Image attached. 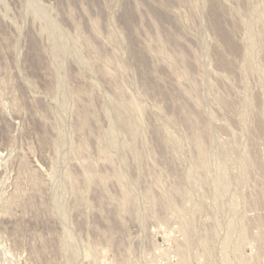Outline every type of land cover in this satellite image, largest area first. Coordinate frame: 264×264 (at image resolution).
<instances>
[{"label":"rangeland","instance_id":"1","mask_svg":"<svg viewBox=\"0 0 264 264\" xmlns=\"http://www.w3.org/2000/svg\"><path fill=\"white\" fill-rule=\"evenodd\" d=\"M0 264H264V0H0Z\"/></svg>","mask_w":264,"mask_h":264},{"label":"bare ground","instance_id":"2","mask_svg":"<svg viewBox=\"0 0 264 264\" xmlns=\"http://www.w3.org/2000/svg\"><path fill=\"white\" fill-rule=\"evenodd\" d=\"M138 2V1H137ZM136 2V3H137ZM140 2V1H139ZM139 4V3H138ZM142 6H143V4H141ZM137 6V5H136ZM151 9H153V8H151ZM157 11V10H156ZM156 11H152V15L155 17V19L157 18L158 20H159V22L161 21V22H168V19H167V17L165 16V15H163V14H161V13H158V12H156ZM134 13V12H133ZM214 13V12H213ZM150 14V13H149ZM213 15V14H212ZM216 15V14H215ZM214 15V16H215ZM132 17H133V15H132V12L129 10V8L126 10V13H125V20H126V23L129 25L130 24V21H131V19H132ZM124 18V17H123ZM134 19V18H133ZM152 20H154V19H152ZM156 21V20H155ZM93 22V21H92ZM99 23V22H98ZM123 23V22H122ZM125 23V24H126ZM221 23V22H220ZM93 24V23H92ZM168 24V23H167ZM218 24H216V26H217ZM127 26V25H126ZM219 27V26H218ZM129 28V27H128ZM132 29V28H131ZM157 29H158V27H157ZM216 29H218V28H216ZM220 29H222V27H220ZM133 30V29H132ZM129 32H130V30H129ZM130 37V36H129ZM109 38V37H108ZM168 38V37H167ZM171 38V37H170ZM173 38V37H172ZM177 38V37H176ZM169 39V38H168ZM175 40V39H174ZM168 42H169V40H168ZM174 42V41H173ZM176 45H177V43H175ZM164 45V44H163ZM174 45V44H173ZM175 45V46H176ZM168 46V45H167ZM160 50H161V48H160ZM143 52V51H142ZM172 52V51H171ZM166 53H168V52H166ZM174 53V52H173ZM36 54V53H35ZM138 55H139V53H137ZM165 54V53H164ZM132 55H133V53H132ZM144 55H146V54H144ZM172 55V54H171ZM182 55V54H181ZM170 56V55H169ZM135 57H136V55H135ZM165 57V56H164ZM175 57V56H174ZM180 57V56H179ZM147 58V57H146ZM171 58V57H170ZM108 59V58H107ZM139 59H140V57H139ZM174 59V58H173ZM173 59H172V61H173ZM111 60V59H110ZM144 59H141V63L144 65V61H143ZM105 61H106V59H105ZM108 61V60H107ZM137 61H138V59H137ZM114 62V61H113ZM145 62H146V60H145ZM176 62V61H175ZM106 63V62H105ZM108 64H109V62H107ZM140 64V63H139ZM146 64V63H145ZM176 64V63H175ZM141 65V64H140ZM143 65H141V67H144ZM110 66V65H109ZM147 66V65H146ZM183 66V65H182ZM116 67V66H115ZM139 67V66H138ZM105 68V67H104ZM104 68H103V70H104ZM139 69V68H138ZM172 69V68H171ZM170 69V70H171ZM186 69V68H185ZM140 70V69H139ZM145 71V70H144ZM143 71V72H144ZM183 71V70H182ZM188 71V70H187ZM181 72V71H180ZM108 73H110L109 71H108ZM106 74V73H105ZM143 74V73H142ZM145 74H147V73H145ZM183 74V73H182ZM110 75V74H109ZM109 75H107L108 77H109ZM151 76V75H150ZM113 81V80H112ZM145 82V81H144ZM197 86V85H196ZM158 88V87H157ZM117 89V88H116ZM121 89V88H120ZM152 90H154V89H152ZM158 91V90H157ZM183 94V93H182ZM183 97V96H182ZM195 101V100H194ZM130 102H132V101H130ZM195 102H197V101H195ZM183 104V103H182ZM181 107H183L182 105H181ZM133 108V107H132ZM186 109V108H185ZM181 111H182V113H183V108L182 109H180ZM137 111V110H136ZM139 111H137L136 113H138ZM186 112V111H185ZM184 112V113H185ZM88 113V112H87ZM186 114V113H185ZM193 114V113H192ZM81 115V114H80ZM187 115H189V114H187ZM187 115H185V116H187ZM86 116V115H85ZM190 116V115H189ZM81 117V116H80ZM79 117V118H80ZM82 117H83V115H82ZM91 117V116H90ZM189 118V117H188ZM84 119V118H83ZM184 119H187V117L186 118H184ZM190 119H192V118H190ZM196 119V118H195ZM188 120V119H187ZM185 121V120H184ZM84 122H85V120L83 121V124H84ZM137 122V121H136ZM82 123V122H81ZM85 123H87V122H85ZM196 123V122H195ZM85 125V124H84ZM191 125V124H190ZM87 126V125H86ZM193 128V127H192ZM84 129V128H83ZM192 130H194V129H192ZM197 130H195V132H196ZM199 132V131H198ZM199 135V134H198ZM197 136V135H196ZM199 137V136H198ZM193 139H195V138H193ZM191 140V139H190ZM100 141V140H99ZM195 141L196 140H194V143H195ZM97 142V141H96ZM101 142V141H100ZM199 142H197V144H198ZM197 144H195V145H197ZM201 148H202V146H201ZM200 149V148H199ZM204 150H205V148H203ZM200 150H202V149H200ZM200 152H203V150L202 151H200ZM198 153H199V151H198ZM203 154V153H202ZM201 158V157H200ZM199 160V159H198ZM202 161V160H201ZM204 162V159H203V161H202V163ZM118 176V175H117ZM118 180H120V179H118ZM119 182V181H118ZM155 183V182H154ZM159 185V184H158ZM149 193V192H148ZM152 197V196H151ZM98 199V198H97ZM98 203V202H97ZM101 203V202H100ZM127 204V203H126ZM121 205V204H120ZM122 206V205H121ZM123 208V207H122ZM97 214H99V213H97ZM116 217H118V216H116ZM106 219V218H105ZM115 219V218H114ZM118 219H119V217H118ZM108 220V219H107Z\"/></svg>","mask_w":264,"mask_h":264}]
</instances>
